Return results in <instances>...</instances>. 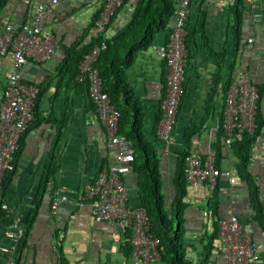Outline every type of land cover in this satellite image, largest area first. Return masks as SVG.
Returning a JSON list of instances; mask_svg holds the SVG:
<instances>
[{"label":"crops","instance_id":"crops-1","mask_svg":"<svg viewBox=\"0 0 264 264\" xmlns=\"http://www.w3.org/2000/svg\"><path fill=\"white\" fill-rule=\"evenodd\" d=\"M41 1L44 0H10L0 16V29L12 18L29 22L33 7ZM236 1L191 0L186 21L189 55L185 88L177 113L174 141L168 149L158 132L163 115L161 105L167 93L165 61L154 46L168 38L174 19L168 30L157 36V43L137 52L133 63L125 70L124 79L132 92L131 103H136L140 109L137 121L144 140L159 149L163 192L169 208L176 193L173 178L177 151L183 148L186 129H198L192 137L191 150L199 149L203 155L216 154L217 148L224 143L221 136L226 99L224 87L232 63L235 62L234 75L246 71L253 83L264 82V0H256L254 5L245 0L240 7L242 40L235 53ZM136 2L129 0L117 13L107 36L127 24ZM102 5L103 0H60L45 19V26L56 36L58 49L49 60L29 59L22 67L23 81L36 85L40 95L35 103V117L21 140L12 181L3 197L13 220L17 219L24 228L17 243L16 264H132L125 234L113 221H96L89 200L85 199L102 166L114 161L115 148L108 146L107 131L89 96L87 84L68 77L62 80L58 76L66 47L80 42L83 46L98 34L100 28L94 18ZM249 38H253V42H249ZM11 57L12 53L8 52L0 58V108ZM221 63L225 65L223 79L217 82ZM125 107L132 111L130 105ZM262 111L264 115V99ZM231 157L236 164L232 149L223 145L222 158ZM48 167L55 172L46 183ZM249 170L257 177L264 204V129L253 146ZM124 180L130 203L141 205L136 173L131 171ZM218 185L217 192L205 183L187 186L186 257L193 264H200L206 234L213 232L212 220H204L203 211L209 212L210 205L217 199L220 218H226L233 205L234 213L251 229L260 252L255 264H264V233L254 220L248 183L240 179L230 184L222 177ZM57 190L74 202H62L53 211L51 206ZM1 193L0 190V197ZM81 201H84L82 207L78 204ZM9 226L10 221H0V264H4L7 257L2 248L12 242L6 236ZM216 243L209 262L223 264L220 239Z\"/></svg>","mask_w":264,"mask_h":264},{"label":"built area","instance_id":"built-area-1","mask_svg":"<svg viewBox=\"0 0 264 264\" xmlns=\"http://www.w3.org/2000/svg\"><path fill=\"white\" fill-rule=\"evenodd\" d=\"M124 0H104L96 25L104 28L115 15ZM254 5L256 0H246ZM60 0L38 2L32 11L29 22L18 18L9 19L4 29H0V58L12 53L8 80L4 90V100L0 108V184L8 170L13 168L12 161L19 149L21 136L28 124L34 119V104L39 89L36 85L23 81L22 67L29 60L45 62L59 47L54 33L45 26L46 16L51 13ZM191 0H177L172 30L168 38L154 46L156 53L164 59L166 69V97L162 102V120L159 137L168 149L174 141V129L177 113L184 92L186 79L187 47L186 21ZM253 42V38H249ZM107 47L106 42L96 43L84 55L79 65V80H87L88 93L96 107V112L107 131L108 146L115 148L114 161L102 166L97 178L88 188L86 200H89L91 213L96 221H113L125 234L131 246L132 264H158L161 261L163 246L160 238L151 231L147 209L143 205L130 203L129 189L124 176L132 171L134 160L132 141L118 133L121 111L114 105L103 88V80L96 66L99 56ZM258 86L253 83L248 72L241 71L231 80L224 107V141L231 148L236 130L253 133L256 129L258 108ZM224 165L217 166L215 154L203 155L199 149L191 150L185 156V179L190 185L205 183L215 189L222 177L230 184L240 181L234 159L222 158ZM74 200L58 190L52 201V210L56 211L62 202ZM82 207L84 201L78 202ZM233 204V203H232ZM1 207L9 214L11 209L6 200ZM230 205V214L218 221L220 256L223 264H255L260 252L251 229L234 213ZM204 220L210 218L203 211ZM24 234V228L14 219L6 230V236L12 241L2 250L7 255L4 264H16L17 243ZM59 264H65L60 262Z\"/></svg>","mask_w":264,"mask_h":264},{"label":"trees","instance_id":"trees-1","mask_svg":"<svg viewBox=\"0 0 264 264\" xmlns=\"http://www.w3.org/2000/svg\"><path fill=\"white\" fill-rule=\"evenodd\" d=\"M245 0H237L234 4L236 14V49L238 52L241 38V22L242 10L241 6ZM10 0H0V16L5 6ZM129 2L124 0L118 8L115 15L104 28H100L98 34L88 43L80 46V43L66 47L65 58L59 67L58 76L64 80H76L79 78V65L83 60L84 55L96 43L106 42L107 47L102 51L96 63L100 75L103 80L104 91L108 93L114 105L121 111L118 133L126 135L133 143L134 160L131 163L132 172L136 173L138 180V188L141 197V205H143L149 214L151 231L157 235L163 246L161 252V261L165 264H193L192 260L187 258V244L185 240V217L184 212L188 204L185 202L187 196V181L185 179V156L191 151L192 137L197 132L196 128H187L184 137L183 148L178 150V158L176 163L175 175L173 184L176 189L171 208L168 207L166 195L163 192V177L160 172V154L159 149L144 140L143 133L139 122V108L136 103H131L132 92L131 88L126 85L125 70L133 63L137 52L149 48L157 43V36L166 32L170 22L174 19L177 0H137L133 7L132 15L127 24L118 30L112 36H107L106 32L116 19L117 13ZM103 5L96 13L95 21L99 18ZM97 27V26H96ZM172 28H169V34ZM168 34V36H169ZM188 45L186 37V47ZM189 55V49L187 48ZM225 65H219L216 81L223 79L222 70ZM235 62L232 63L229 69V74L225 82V94H227L231 80L234 78ZM79 80V79H78ZM89 84L87 80H79ZM81 83V82H80ZM258 86L259 98L256 114L257 126L253 133L248 131L236 130L234 133L231 149L236 158V168L241 180H245L250 189V203L254 209V220L258 227L264 233V204L262 201L261 187L258 184L257 177L249 170V164L252 156V150L255 143L262 136L264 129V115L262 111V101L264 99V82L256 84ZM185 88V83H184ZM217 89V88H215ZM214 89V91H215ZM184 93V92H183ZM39 92L37 99L39 98ZM135 102V101H134ZM131 103V104H130ZM125 105H130L132 111L127 109ZM35 117V104H34ZM32 121L29 122L28 127ZM221 136L224 138L223 120L221 124ZM19 141V149L16 152L12 161L13 168L8 170L0 184V221H13L11 214L7 210L2 209L1 202L5 191L12 181L15 167V160L21 150V140ZM224 141V139H223ZM225 144V141L223 143ZM223 145L216 150L217 166H221L223 157ZM46 175V183L54 177L55 170L48 167ZM45 186V184H43ZM219 185L213 190L217 192ZM211 204V203H210ZM210 218L213 223V232L206 234L202 251L200 264H210V258L215 252L217 241L219 240L218 221L219 215V200L209 207ZM12 218V219H10ZM29 229V228H27ZM130 246V244L127 242ZM220 246V245H219ZM131 248V246H130ZM220 250V249H219Z\"/></svg>","mask_w":264,"mask_h":264}]
</instances>
